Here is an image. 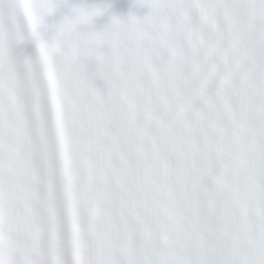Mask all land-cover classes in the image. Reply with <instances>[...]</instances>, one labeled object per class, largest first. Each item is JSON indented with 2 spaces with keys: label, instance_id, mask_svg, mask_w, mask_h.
<instances>
[{
  "label": "snow or ice",
  "instance_id": "snow-or-ice-1",
  "mask_svg": "<svg viewBox=\"0 0 264 264\" xmlns=\"http://www.w3.org/2000/svg\"><path fill=\"white\" fill-rule=\"evenodd\" d=\"M62 2L0 0V264H264V0L74 6L22 58Z\"/></svg>",
  "mask_w": 264,
  "mask_h": 264
},
{
  "label": "clouds",
  "instance_id": "clouds-1",
  "mask_svg": "<svg viewBox=\"0 0 264 264\" xmlns=\"http://www.w3.org/2000/svg\"><path fill=\"white\" fill-rule=\"evenodd\" d=\"M47 43H48V42H46V43H44V44H47ZM39 52H40V48H39V50H38L37 54H39ZM37 54H36V55H37Z\"/></svg>",
  "mask_w": 264,
  "mask_h": 264
}]
</instances>
